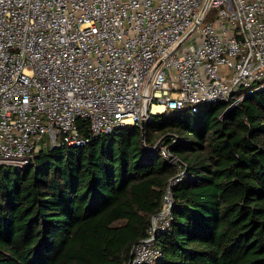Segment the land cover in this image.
Masks as SVG:
<instances>
[{
    "label": "built area",
    "instance_id": "built-area-1",
    "mask_svg": "<svg viewBox=\"0 0 264 264\" xmlns=\"http://www.w3.org/2000/svg\"><path fill=\"white\" fill-rule=\"evenodd\" d=\"M263 87L264 0H0V167ZM178 180L128 264L162 258Z\"/></svg>",
    "mask_w": 264,
    "mask_h": 264
},
{
    "label": "trees",
    "instance_id": "trees-1",
    "mask_svg": "<svg viewBox=\"0 0 264 264\" xmlns=\"http://www.w3.org/2000/svg\"><path fill=\"white\" fill-rule=\"evenodd\" d=\"M244 94L0 167V264H128L176 177L157 264H264V87Z\"/></svg>",
    "mask_w": 264,
    "mask_h": 264
},
{
    "label": "rangeland",
    "instance_id": "rangeland-1",
    "mask_svg": "<svg viewBox=\"0 0 264 264\" xmlns=\"http://www.w3.org/2000/svg\"><path fill=\"white\" fill-rule=\"evenodd\" d=\"M229 69H228V67L226 66V65H221L220 67H219V75L220 76H228V71Z\"/></svg>",
    "mask_w": 264,
    "mask_h": 264
},
{
    "label": "water",
    "instance_id": "water-1",
    "mask_svg": "<svg viewBox=\"0 0 264 264\" xmlns=\"http://www.w3.org/2000/svg\"><path fill=\"white\" fill-rule=\"evenodd\" d=\"M143 120H144V118H143Z\"/></svg>",
    "mask_w": 264,
    "mask_h": 264
}]
</instances>
